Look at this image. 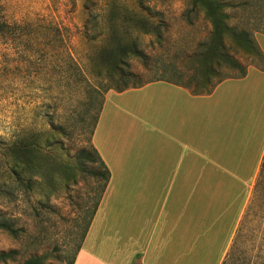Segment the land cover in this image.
I'll return each mask as SVG.
<instances>
[{
    "label": "rangeland",
    "instance_id": "obj_1",
    "mask_svg": "<svg viewBox=\"0 0 264 264\" xmlns=\"http://www.w3.org/2000/svg\"><path fill=\"white\" fill-rule=\"evenodd\" d=\"M224 1L239 4L230 11L231 24L252 30L264 53V0ZM244 2L249 6L241 5ZM0 4L10 25L0 33V220L11 222L17 231L14 236L0 230V254L16 253L7 264L35 258L44 264H71L103 187L102 178L95 175L104 172L93 151L95 120L107 94L116 92L100 75L101 63H110L108 55L91 61L103 46L102 35L107 40L109 35L137 40L150 67L130 60L129 71L146 82L161 78L166 66L181 68L195 47L209 39L211 26L186 0ZM144 17L160 27V40L141 32ZM231 53L244 67L255 64L250 79L259 80L256 72H264L261 60L235 48ZM238 75L223 70L219 78ZM83 151L94 162L82 157L81 168ZM18 158L24 163L23 184L14 183L11 174ZM259 174L224 264H264V171Z\"/></svg>",
    "mask_w": 264,
    "mask_h": 264
},
{
    "label": "crops",
    "instance_id": "obj_2",
    "mask_svg": "<svg viewBox=\"0 0 264 264\" xmlns=\"http://www.w3.org/2000/svg\"><path fill=\"white\" fill-rule=\"evenodd\" d=\"M256 75L107 94L92 145L110 181L74 264L224 262L264 159Z\"/></svg>",
    "mask_w": 264,
    "mask_h": 264
},
{
    "label": "trees",
    "instance_id": "obj_3",
    "mask_svg": "<svg viewBox=\"0 0 264 264\" xmlns=\"http://www.w3.org/2000/svg\"><path fill=\"white\" fill-rule=\"evenodd\" d=\"M186 1L188 2V5L193 13H201L204 15L205 20L208 21L211 26V34L207 41L199 43L195 47V50L181 62V68L184 69L183 72L180 71V67L176 66L177 64H174L171 67L166 66V70H164L160 75L161 78L156 79V81H141L140 78L136 76V74L129 71V61L138 60L142 63L144 68L149 69L150 58L140 50L137 40H132L129 38L119 39L110 35L108 36L107 40L106 35H102L104 39L103 46L101 50L92 56L91 61H100L104 59V55H108L107 59L108 61L110 60V63H101V70L103 72L101 71L100 75H102L108 82L112 83V87H114V90L117 93H123L132 89H139L155 82H166L175 86L183 87L191 91V93L195 96L209 95L224 81L229 79H243L247 76L248 70L251 67H257L255 64L244 67L232 55L231 51L234 48L237 52H243L245 55H254L264 63V53L255 40L252 30H247L244 28L240 29L239 27H235L231 24L233 17L230 14V11H235L239 4H230L224 0ZM241 5H244L245 7L249 6V2H244ZM187 19L189 20V16ZM139 27L142 33L153 36L155 35L157 40L161 39L160 27L153 24L150 19L145 17L141 18L139 21ZM9 29L10 25L4 21L3 10L0 4V33L7 32ZM262 69H264V67ZM223 70H235L239 72V75L236 78H219V73ZM103 73L105 75H103ZM213 79L217 80L214 82ZM111 88L110 90H112ZM100 112L101 109L99 111V115ZM99 115L95 120L96 122L94 130L96 129ZM93 151L104 170L103 174L101 175L95 174L97 177L102 178L103 187L101 196L95 206L83 240H85V237L100 205L101 199L110 181L109 170L101 160L94 147ZM82 157H85L86 161L89 159L92 161L91 157H86L84 151L81 152L79 161V166L81 168L84 167V164H82ZM93 162L94 161H92V163ZM22 165L24 166V163L21 162V158H18L13 164L11 174L14 176V183L19 182L23 184L25 182L20 175V168ZM263 171L264 159L259 174L260 177L262 176ZM256 187L257 186L255 185L254 189H257ZM0 230L14 236L17 235V231L9 221L0 220ZM237 232L238 229L236 234ZM15 255V252L0 254V262L7 264L8 261L13 259ZM76 257L77 254L71 264H74ZM224 262L222 264H224ZM23 264H44V261L42 258H35L30 259Z\"/></svg>",
    "mask_w": 264,
    "mask_h": 264
}]
</instances>
